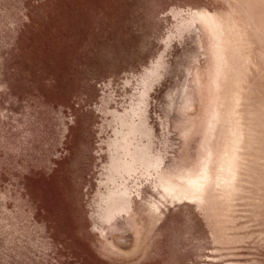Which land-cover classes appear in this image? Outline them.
<instances>
[{"label":"rangeland","instance_id":"374dc122","mask_svg":"<svg viewBox=\"0 0 264 264\" xmlns=\"http://www.w3.org/2000/svg\"><path fill=\"white\" fill-rule=\"evenodd\" d=\"M255 62L264 0H0V264H264Z\"/></svg>","mask_w":264,"mask_h":264},{"label":"water","instance_id":"95a60500","mask_svg":"<svg viewBox=\"0 0 264 264\" xmlns=\"http://www.w3.org/2000/svg\"><path fill=\"white\" fill-rule=\"evenodd\" d=\"M246 56V53H243ZM255 64L260 68L258 73H254L253 77L249 82V86L246 87L248 89V94L244 95V99L246 102L243 103V108L240 111L243 113V119L245 120L246 126V135L248 136V145L245 147L248 151L244 155L247 157L246 159L250 162V169L255 171L256 168L253 164L257 163V159H263L261 148L259 147L260 138H259V130L257 125V112H258V103H259V83L264 80L262 79V74L264 70V63L255 62ZM234 92L232 83L226 84L224 95L230 97V95ZM258 144V145H257ZM252 157L253 159H249ZM249 176V175H247ZM251 176V174H250ZM253 177V175L251 176ZM252 183V182H250ZM248 198H254V192L252 190H248ZM249 204H246V206ZM210 213L209 218L211 219V223L214 227V232L217 235V238L221 240L224 237H228L231 240V243H236L241 240L240 236L237 232L241 229L238 227H230L227 228L226 225H233L234 220L228 217L226 213L228 211V207L221 204H213L209 207ZM250 222L256 223V220L250 218ZM228 231L232 232L228 234ZM252 236L262 237L264 236V231L253 232Z\"/></svg>","mask_w":264,"mask_h":264}]
</instances>
